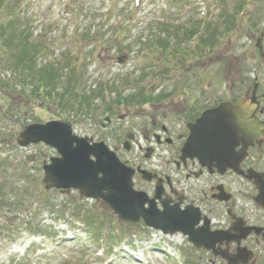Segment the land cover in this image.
I'll list each match as a JSON object with an SVG mask.
<instances>
[{
	"label": "rangeland",
	"instance_id": "1",
	"mask_svg": "<svg viewBox=\"0 0 264 264\" xmlns=\"http://www.w3.org/2000/svg\"><path fill=\"white\" fill-rule=\"evenodd\" d=\"M16 1L19 2L22 11L27 13L28 20L32 22L30 24L32 34L38 39L44 40L45 46L48 45L47 54L51 57L48 59L49 61L54 58L58 59L63 52H66L67 57L71 56L78 60L75 61L80 64L81 77H78L76 83L78 94L83 93L84 89H93L97 84L110 80L118 74L134 73L136 78H139L143 74V70L145 71L148 67L163 72L166 71L164 65L168 67L174 63L169 57L161 56L158 62L148 65L150 51H147L144 56H140V54L137 55L138 50L134 49L132 53H129V61L122 66H117L116 58L121 55L118 49L125 48L122 46V42L108 44L103 43L97 37L99 42L91 45L88 43L93 41H81L80 38L76 40L78 34L74 32L77 27H82H79L80 20L84 22L85 15H88V21L91 17L98 18L96 15L104 14L107 9L115 5L111 3V0ZM168 1L117 0L116 2L119 9L125 5L130 10V13L125 12L128 14L126 20H129L123 22L125 28L135 26V30H146L154 16L176 13L173 7L168 6ZM235 1L233 0V4ZM218 2L223 3V0H191L192 5L186 7L179 15L189 13L188 15L201 17L208 10L213 15H217L220 12L219 7H221ZM71 3L72 5L69 6ZM232 5L230 4V8ZM99 8H102L100 13L96 12ZM109 14H113L111 23L103 29L95 28L93 30L99 37L103 36L104 40L115 38L114 30L109 28L112 22H118V19L115 18L121 16L119 12ZM98 23L101 24L96 20L95 24ZM237 24V27L228 33L223 28H219L222 34L214 48L213 60L201 71L199 79H197L198 86L193 87V90L207 91L209 94H219L218 92L222 94L223 92L224 95L228 93L231 97L242 91L251 90L253 80L257 78L260 83L259 89L264 93V57H261L256 48V43L264 28V0H248L243 7V14L239 15V18L237 17ZM50 30L52 33L49 32ZM135 38L136 35L133 33L128 37V42ZM190 44H194V40L190 41ZM88 45L91 46L88 47ZM261 46V51L264 52V37L261 40ZM168 53L170 54V49ZM86 62L88 65L90 64L88 67H84ZM35 70L40 72L39 67H35ZM198 73L196 70H192V74L196 75V78ZM63 74L65 75L59 83V88L64 85L65 78L69 74L68 70ZM138 87H133V90H120L125 98L122 103L134 101L127 104L128 106H123L120 114L126 113L124 108L134 106V103L140 101L136 96L140 90ZM115 94L117 95L113 91L112 96ZM262 106L264 107V101H262ZM0 110L7 114L6 118L0 120L4 142L0 150L6 152L5 154L0 153V160L7 156L11 169L19 167L22 171L25 169L28 176L24 181H17L18 187L27 191V200L32 206L28 209L27 207L21 208L18 216L24 221L25 212L28 211L26 217L29 216L32 228L33 226L37 227L36 229H40L42 232L33 239L29 237L28 232H21L17 236L14 235L15 243H10L9 237H12L11 234L18 226V221H13L12 225L10 222L8 227L0 225V264H17L24 254H30L29 258L33 264L38 263L37 256H42L40 263L45 264L46 259L53 258L50 257L51 254H55L54 257L59 263L63 260L64 264H209L208 260H212L208 254H195L194 248L189 246L186 238L181 235L165 237L157 231L146 229L142 222L138 224L119 222L112 211L102 202L86 200L77 191L64 195L57 191L45 192L40 184L43 178L42 163L47 162L50 157H55V151L42 144L21 149L16 145L15 138L24 127L32 123H45L55 118L56 106H51L48 109L34 101L33 104H30L12 93L3 92L0 96ZM106 117L102 116L101 122L98 124L94 123L92 117L81 121L74 120L72 122L73 131L79 136L92 137L95 141L101 140L107 145L113 146V140L110 138H114L110 132L112 126H107V131L100 127ZM29 156L32 158L35 156L36 160H27ZM39 200L42 202L40 203ZM75 208L83 210L80 217L72 214V210ZM87 212H92L94 218L102 222L99 224L101 227H98L97 224L89 227L86 224L83 216ZM24 227L26 226L23 225ZM67 227L68 229H66ZM82 230L85 233H82ZM68 231L71 232L68 233ZM95 233L99 240L97 244H95ZM93 242L94 246L88 248ZM32 243L35 248L29 252ZM100 248H104L106 253L102 254ZM159 249L163 252L158 251ZM262 249L264 250V247ZM124 250H128V252ZM261 255L264 258V254ZM263 261L264 259L261 264H264Z\"/></svg>",
	"mask_w": 264,
	"mask_h": 264
},
{
	"label": "flooded vegetation",
	"instance_id": "2",
	"mask_svg": "<svg viewBox=\"0 0 264 264\" xmlns=\"http://www.w3.org/2000/svg\"><path fill=\"white\" fill-rule=\"evenodd\" d=\"M175 46L179 50L181 45ZM178 50L174 73L135 77L133 82H140L136 86L140 88L136 95L140 101L124 108L125 114L114 115L113 121L102 124V128L112 126L111 133L119 144L113 150L134 171L135 190L156 198L158 207L168 204L198 213L200 220L195 231L208 233L205 221H209L210 233H227L221 243L213 244V249L196 250L197 254L210 255L215 264H242L248 259L247 254H253L254 264H261L263 236L250 229L264 231V137L260 146H237L235 153L244 158L233 168H219L208 156L207 163L196 156H181L191 129L205 113L224 102L248 100L252 89L231 97L223 92L193 90L201 71L212 62L214 50L210 44H195L193 50L190 46L183 53ZM192 70L199 72L197 78ZM256 97L261 105L264 93L259 88ZM258 117L264 122V108ZM210 235V240L217 237ZM213 254L217 256L214 258Z\"/></svg>",
	"mask_w": 264,
	"mask_h": 264
},
{
	"label": "water",
	"instance_id": "3",
	"mask_svg": "<svg viewBox=\"0 0 264 264\" xmlns=\"http://www.w3.org/2000/svg\"><path fill=\"white\" fill-rule=\"evenodd\" d=\"M263 35L264 32L261 37ZM257 47L261 51V38L257 41ZM123 59H118V62L121 63ZM256 89L255 83L250 102L224 104L204 114L197 122L198 125L191 129V135L182 151L183 155L190 158L197 156L201 161H206L209 155L212 161L223 169L233 168L241 161L244 156L237 155L235 148L239 145L244 149L254 146L264 135L262 123L256 118L259 107L254 99ZM16 141L21 147L43 142L59 154L60 157L50 159V164L43 166L42 183L47 191L53 188L78 190L85 198L102 200L122 222L137 223L142 220L146 227L160 230L163 234L173 235L180 232L187 236L188 241L195 247L207 251L213 249L214 243H221L227 235L224 232H216L212 235L217 237L210 240L211 235L205 232L206 230L195 231L199 219L197 213L179 212L176 208H169L167 204L163 205L162 211L157 210L154 200H147L144 193L134 191L131 180L133 172L123 165L103 142L94 143L92 139L73 135L70 123L30 125ZM206 223L209 224L208 221ZM250 230H254L256 235H262L264 240L262 229ZM247 255L249 259L251 254ZM248 259L243 263L248 264Z\"/></svg>",
	"mask_w": 264,
	"mask_h": 264
},
{
	"label": "trees",
	"instance_id": "4",
	"mask_svg": "<svg viewBox=\"0 0 264 264\" xmlns=\"http://www.w3.org/2000/svg\"><path fill=\"white\" fill-rule=\"evenodd\" d=\"M12 3L11 0H0V88L30 104H33L34 101L46 107L56 106L58 114L65 115L67 112L68 116L72 114L79 120L93 117L95 114V118L103 114L111 115L114 109L107 105V109L100 110L96 102L97 99L104 101L102 95L104 91H119L117 84L122 82L123 78H114L110 83L98 84L96 89H84L83 93L78 94L76 83L78 77H81L79 68H77L78 62H75L78 60L67 57L66 52H63L58 59L47 60L48 45L45 46L44 40H40L32 34L31 21L24 15L18 2L13 3V6ZM116 8L117 6H115ZM241 8L242 3H239L237 10ZM122 16L127 18V15L122 14ZM84 17L86 29L80 38L86 42L97 40L98 36L93 33V30L99 26L107 25L109 18H105L104 24L95 25V19H91L93 17L89 18V21L88 15ZM165 26L167 25L165 24ZM52 30L49 32L52 33ZM125 32L115 31L118 34L116 41H120ZM100 39L102 40L101 37ZM106 42L113 43L114 40L109 39ZM159 42L161 41L159 40ZM42 63L44 65L40 66ZM35 67H39L40 72H37ZM84 67H87L86 63ZM67 70L69 74L65 78L64 85L59 88V83L65 75L63 73ZM81 72L83 74L82 70ZM126 84L127 82L124 81L120 89H125ZM124 99L118 95L117 104H122ZM6 115L3 110H0V120L6 118ZM1 137L2 128L0 127V139ZM6 170L4 162H0V217L15 213L24 203L25 193L18 187V181H15L16 172L9 173ZM11 200L13 202H10ZM89 216L87 215V217ZM85 220L89 225L94 223L90 218ZM94 221L100 227V221L98 219H94Z\"/></svg>",
	"mask_w": 264,
	"mask_h": 264
}]
</instances>
